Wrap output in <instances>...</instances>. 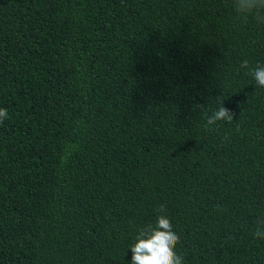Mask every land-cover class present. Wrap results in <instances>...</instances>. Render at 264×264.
<instances>
[{"label":"trees","instance_id":"16d2710c","mask_svg":"<svg viewBox=\"0 0 264 264\" xmlns=\"http://www.w3.org/2000/svg\"><path fill=\"white\" fill-rule=\"evenodd\" d=\"M264 24L231 0H0V264H264ZM223 106L232 122L204 127ZM164 211L160 212V205Z\"/></svg>","mask_w":264,"mask_h":264},{"label":"clouds","instance_id":"9594fccd","mask_svg":"<svg viewBox=\"0 0 264 264\" xmlns=\"http://www.w3.org/2000/svg\"><path fill=\"white\" fill-rule=\"evenodd\" d=\"M231 7L236 17L246 21L254 19L257 23L264 24V0H231ZM240 68L249 69V62L243 60ZM256 85L264 88V66L258 65L249 69ZM233 113L223 106L220 100L219 107L206 117L204 127L216 125L219 121L232 122ZM8 119V109L0 108V124ZM165 206L160 205L159 211L163 212ZM254 239L264 240V214L257 217L252 231ZM180 242L179 235L165 215L156 218L155 226L148 224L141 227L135 241L130 245L132 264H183L184 258L176 252V245Z\"/></svg>","mask_w":264,"mask_h":264}]
</instances>
